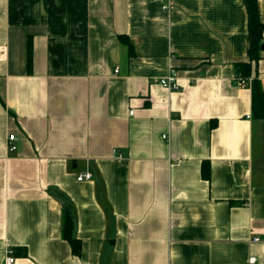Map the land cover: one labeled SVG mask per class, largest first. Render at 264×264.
I'll use <instances>...</instances> for the list:
<instances>
[{"label": "crops", "instance_id": "1", "mask_svg": "<svg viewBox=\"0 0 264 264\" xmlns=\"http://www.w3.org/2000/svg\"><path fill=\"white\" fill-rule=\"evenodd\" d=\"M249 45L244 0H0V264H264Z\"/></svg>", "mask_w": 264, "mask_h": 264}, {"label": "trees", "instance_id": "2", "mask_svg": "<svg viewBox=\"0 0 264 264\" xmlns=\"http://www.w3.org/2000/svg\"><path fill=\"white\" fill-rule=\"evenodd\" d=\"M247 13H248V30H249V62L238 65V72L243 79L252 77L254 67L256 68L258 62L261 60V46L264 39V24L262 23L259 15V7L257 0H244ZM126 41V40H124ZM129 45V42L126 41ZM132 48V47H131ZM28 67H32V46L29 44L28 48ZM252 88V106L255 118L264 119V90L260 85L258 78H253L251 82ZM203 178L207 181L210 180V164L204 162L202 166ZM74 221L70 211L66 212L63 236L64 239L70 244L72 252L75 256H81L82 244L75 238L73 234Z\"/></svg>", "mask_w": 264, "mask_h": 264}, {"label": "built area", "instance_id": "3", "mask_svg": "<svg viewBox=\"0 0 264 264\" xmlns=\"http://www.w3.org/2000/svg\"><path fill=\"white\" fill-rule=\"evenodd\" d=\"M157 81L163 88L167 89L168 91H174L178 89V75H177L176 70L172 67L169 69L167 76L159 78ZM237 83L239 86H246V84H248V81L243 78H238ZM17 141H18V138L15 135H10L8 138L9 147L12 152L17 151L18 149ZM89 180H92V175L89 173L82 174L78 177V181L80 182L89 181ZM259 240H260L259 238L255 239V241L257 242ZM15 261H16L15 252H14V249L11 248L8 250L4 264H15ZM250 261L253 263L256 261V259L251 258Z\"/></svg>", "mask_w": 264, "mask_h": 264}, {"label": "water", "instance_id": "4", "mask_svg": "<svg viewBox=\"0 0 264 264\" xmlns=\"http://www.w3.org/2000/svg\"><path fill=\"white\" fill-rule=\"evenodd\" d=\"M261 49L264 51V44L261 46Z\"/></svg>", "mask_w": 264, "mask_h": 264}]
</instances>
